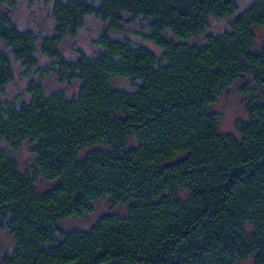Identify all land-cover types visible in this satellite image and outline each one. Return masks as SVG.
I'll return each mask as SVG.
<instances>
[{
  "label": "trees",
  "instance_id": "16d2710c",
  "mask_svg": "<svg viewBox=\"0 0 264 264\" xmlns=\"http://www.w3.org/2000/svg\"><path fill=\"white\" fill-rule=\"evenodd\" d=\"M30 1L53 4V34L22 30L11 15L18 0H0V43L20 62L30 96L8 98L16 72L0 49V140L9 146L0 151V219H9L16 244L0 264H264V90L250 95L237 134L222 133L212 109L248 76L264 89V44L256 47L264 0L243 11L239 0ZM234 15L206 44L188 41L212 17ZM90 16L107 23L94 40L100 50L67 58L62 42ZM137 19L161 55L113 35ZM38 51L50 61L41 65ZM52 75L77 81L79 92H49ZM116 78L135 89L115 87ZM131 138L138 145L130 148ZM26 142L34 175L14 154ZM90 146L102 147L81 158ZM39 175L56 185L41 193ZM107 197L128 213L104 214L89 229L62 227Z\"/></svg>",
  "mask_w": 264,
  "mask_h": 264
},
{
  "label": "rangeland",
  "instance_id": "374dc122",
  "mask_svg": "<svg viewBox=\"0 0 264 264\" xmlns=\"http://www.w3.org/2000/svg\"><path fill=\"white\" fill-rule=\"evenodd\" d=\"M249 0H239L240 11H243L248 5ZM2 9V8H1ZM14 22L22 30H32L36 32L40 37L51 35L54 33L56 26L55 18L53 17V4L45 3L44 1L30 0H18L16 7L11 11ZM237 15V14H236ZM215 18L212 17L209 20L208 25L204 32L200 35L188 40L192 44L203 45L208 41V36L220 34L230 29L231 23L234 17ZM107 27V23L101 19L90 16L87 18L85 25L78 31L75 36H68L61 44L62 51L65 56L70 59H76L78 57V49L84 50L89 55H96L100 50L98 46L94 44V40L99 37L102 31ZM149 33L148 23L143 19H137L129 23L124 32H114V36L120 39H129L135 45H144L154 50L158 55H161L162 49L156 46L155 43L146 39L145 34ZM257 43L256 47H261L264 44V26L257 29ZM0 49L8 53L13 59V65L16 72L15 81L8 87L7 96L10 99H15L21 96V98L29 99L30 96L26 92L28 79L22 76L23 68L18 62L10 48L0 43ZM41 65L49 62V58L41 54L38 51ZM46 89L50 91L65 90L70 96H73L79 92V83L73 82L71 84H62L59 82L56 76L52 75L44 79ZM115 87L126 90H133L135 87L128 78H116L113 81ZM262 88L255 85L252 77L248 76L241 80H238L233 86L228 88L216 104L212 106V109L220 112L223 116L220 130L222 133H235L237 134L236 123L239 120H248L249 114L247 111V102L252 94H259ZM3 97L0 92V98ZM264 101V91H263ZM138 145L136 138L129 140V147H135ZM97 147L102 146H90L81 150L79 156L84 158L87 153ZM9 148L5 141L0 140V151ZM16 159L18 160L20 167L23 171H27L34 175L37 170L36 155L32 150V146L29 142H26L23 147L14 152ZM56 185L55 181H50L39 175L36 180V187L41 193H45L52 189ZM181 199L185 200L189 196L187 189H181L179 192ZM108 213H116L125 215L128 213V206L116 204L111 198L95 202V212L85 215L83 217H72L64 220L61 225L66 230L74 229H89L94 225L97 219ZM0 262L5 255L10 254L15 249V240L9 229V219H0ZM237 264H254L253 257L247 260L239 261Z\"/></svg>",
  "mask_w": 264,
  "mask_h": 264
}]
</instances>
